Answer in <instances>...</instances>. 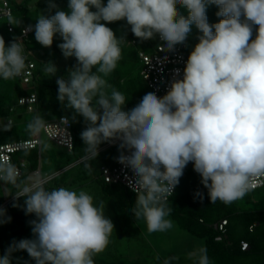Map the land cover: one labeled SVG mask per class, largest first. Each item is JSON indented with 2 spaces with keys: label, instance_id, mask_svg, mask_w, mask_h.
Segmentation results:
<instances>
[{
  "label": "clouds",
  "instance_id": "9594fccd",
  "mask_svg": "<svg viewBox=\"0 0 264 264\" xmlns=\"http://www.w3.org/2000/svg\"><path fill=\"white\" fill-rule=\"evenodd\" d=\"M177 5L187 9L186 17ZM209 5L218 7L219 22H208ZM48 9L56 11L40 13L27 30L34 27L44 47L58 34L63 56L77 61L67 80L57 79V99L74 110L72 121L84 118L80 138L89 153L98 155L100 144L120 141L118 162L131 170L128 186L136 193L131 211L149 232L172 227L168 199L190 162L211 203L243 198L250 178L264 176V0H69L68 11L49 0ZM116 21H126L141 41L158 35L166 52L184 44L193 25L200 33L182 77L175 70L163 97L148 92L128 111L122 92L105 91L110 85L104 77L117 68L126 41L107 26ZM44 65L49 76L56 73L53 63ZM25 69L22 42L6 45L0 36V78L13 79ZM44 126L37 114L27 128L38 134ZM18 175L12 164L0 163V180L15 185ZM15 197H24L25 214L36 217L29 222L34 238L13 241L0 264H12V253L21 250L35 264H94L93 254L107 247L114 224L88 192L36 184ZM5 214L0 209V223L7 222ZM199 264H211L206 250Z\"/></svg>",
  "mask_w": 264,
  "mask_h": 264
},
{
  "label": "trees",
  "instance_id": "16d2710c",
  "mask_svg": "<svg viewBox=\"0 0 264 264\" xmlns=\"http://www.w3.org/2000/svg\"><path fill=\"white\" fill-rule=\"evenodd\" d=\"M28 1L10 0L13 8L11 16L13 20H11V17L9 20L14 25L15 30L8 29V19L6 20V25H0V36H3L6 45L12 42L13 39H16L20 29L25 24H35L26 18L30 12ZM53 2L60 10L68 11L69 0H53ZM103 2L106 4L107 0H103ZM177 8L182 15L187 16V9L180 5H177ZM218 10V7L215 5L207 7V17L210 24L217 23L221 19V17L216 15ZM55 11L56 9H52L49 15L54 14ZM107 26L114 31L118 38L125 36L127 40L120 45L122 53L121 59L117 63V68L110 75L104 77L108 85H110V87H106L105 91L110 94L112 89L115 88L122 92L127 100L123 106V110L128 111L139 103L142 98L141 96L146 94L145 87H148L140 73L141 58L139 55L141 49L147 48V42L141 41L136 37V43H131L129 40L135 36L131 32L130 26L126 24V21H116L107 24ZM257 28L258 25H253L252 39H255ZM31 34L25 43L27 47L33 50L31 58L34 61L35 67L33 69L34 74L30 82L31 84L25 86L21 76L10 80L0 78V143L34 137L36 134H32L27 126L22 127L19 125L24 120V114L31 112L36 116L39 114L41 107L47 102V99L49 102L53 100L52 108L44 110L43 113L48 117L50 116L49 118L60 115H67L70 118L74 145L71 150L65 147L70 156H66L63 160H60L58 166L53 170H48V173H57L53 178L45 182V189L51 190L65 184L68 180L67 173L69 169L78 167L76 176L90 177V175H93L94 179L101 181L104 189L122 192L121 188L124 187L123 185L105 182L99 172L101 164L111 162L113 157L121 151L119 148L120 142L99 150L98 155H90L86 151V147H82L79 131L76 126V121L78 119L84 120V118L77 115L75 121H72L74 110L66 108L57 99L58 85L56 81L58 77L65 80L68 79L69 70L77 63L76 58L69 57L70 61L67 65H57L55 59H49L44 55L45 51L41 47L35 45L34 48L31 45L33 41ZM199 35V31L193 25L192 31L188 35V55L198 43ZM58 36L57 34L54 38L57 39ZM57 40L62 42L60 36ZM53 46L58 47V44L53 42ZM58 49L60 48L58 47ZM49 62L53 63L57 69L53 76H49L44 71V64ZM93 71H95V68ZM31 91H36L37 100L32 103L33 108L29 109V105L27 103H20L19 99L22 96H28ZM52 113L54 115H51ZM9 119H12V123L10 124L8 123ZM56 145L61 146L59 144ZM101 145L103 144H100L99 148ZM61 147L64 148V146ZM54 151L57 152L56 150ZM41 154L42 150L40 151L39 147L35 146L16 151L13 153V157L14 159L24 158L27 160L28 166L24 169L25 174H27L39 166ZM69 165L72 166L65 169ZM184 170L186 171V176L181 179L176 191L168 199V206L172 208L170 216L179 226L204 239L202 249L206 250L211 264H264V186L248 189L243 198L233 201L228 205L219 200L211 203L208 191L201 183L200 175L193 171L192 166L190 168L186 166ZM25 179L26 175L17 177L16 183H20V185L24 184ZM3 182L6 183L0 180V205L6 198L11 197L22 188L18 191L7 192L4 189ZM124 188L123 192L128 195L130 201L136 199L135 192L126 187ZM197 193L202 194L203 198L201 199V196L196 195ZM16 200L17 198L0 208L6 210L3 219L7 221L0 223V245L2 247L6 242L12 244L16 235L14 232L22 231L23 233H27L30 226L29 222L36 218L34 214L26 215L24 207H13ZM8 217H11L10 221L7 220ZM223 218L227 220L225 235L222 240H218L216 236L220 232L213 224ZM243 241L248 243L247 248H242ZM199 256L188 264H199ZM171 264H177V262L172 261Z\"/></svg>",
  "mask_w": 264,
  "mask_h": 264
},
{
  "label": "rangeland",
  "instance_id": "374dc122",
  "mask_svg": "<svg viewBox=\"0 0 264 264\" xmlns=\"http://www.w3.org/2000/svg\"><path fill=\"white\" fill-rule=\"evenodd\" d=\"M48 3L49 0H29L30 12L26 18L36 23V19L40 13L48 16L50 13ZM6 20L5 18L0 19V25H6ZM11 20H13V17H11ZM31 39L33 40L31 45L34 48L35 45L41 47L45 51L44 55L49 59H55L57 65L63 66L69 63L70 59L65 58L58 47L53 46V44L51 47L42 46L36 41L34 32L31 34ZM57 39L54 38L53 42L57 44L61 43ZM145 91L146 93L151 92L148 87H145ZM46 101L39 112V115L43 119L48 117L44 115L43 111L51 109L53 102V100L49 102L48 99ZM34 115L31 112L25 113L24 120L18 124L26 127ZM51 115L54 114L52 113ZM76 126L80 136L81 131L86 127V123L84 120L78 119ZM41 138L42 154L40 165L42 171L46 172L53 170L58 166L60 160H63L66 156H70V154L65 147L58 146L48 139L44 132H42ZM81 142L82 147H86L82 140ZM104 143H102L101 147L106 146V142ZM117 143L119 141H112L113 145ZM71 166L65 167V169ZM187 167L190 168L191 166L188 164ZM77 172L78 167L69 169L67 173L68 180L57 188L64 187L70 190H84L88 192L94 197V203L97 206L103 203L106 217L111 219L114 224V230L109 237L107 247L104 251L93 254L94 264H171L172 261H176L177 264H188L190 261L197 259L201 254L204 239L179 226L171 216L167 217L172 222L170 229L163 232H149L145 220L143 218L136 220L131 211L135 206L136 199L130 201L125 192L104 189L101 181L94 179L93 175H90V177H78L76 176ZM36 178L37 176H32V182L36 181ZM3 185L7 192L18 191L21 187L25 186V184L20 185V183H16L13 185L7 182ZM121 190L123 189L121 188ZM15 204H18V207L24 206V197H20ZM14 234H16L14 241L34 238L31 225L27 233L18 231L14 232ZM10 245L11 243L7 242L4 243L3 247L0 245V256L5 254ZM26 262L27 264H35V261L29 257L26 251L21 250L12 253V264H26Z\"/></svg>",
  "mask_w": 264,
  "mask_h": 264
},
{
  "label": "built area",
  "instance_id": "2783aa9c",
  "mask_svg": "<svg viewBox=\"0 0 264 264\" xmlns=\"http://www.w3.org/2000/svg\"><path fill=\"white\" fill-rule=\"evenodd\" d=\"M12 14H13V8L10 0H0V19L3 18L8 19L7 20L8 29L13 31L15 30V27L12 24V22L9 20ZM29 25L34 26L33 23L25 24L20 29L19 34L16 37V39L22 42L24 47V55L26 57V69L21 75H19L22 77L23 80L22 82L25 86L31 84L30 82L34 74L33 69L35 67L34 61L31 58L33 54V50L27 47L25 44L29 35L34 31V27L32 30H27ZM129 41L131 43H136L137 38L133 37ZM146 42H147V48L141 49L139 51V55L141 58L140 73L143 79L145 80L150 91L156 93L158 97H163L167 92L170 81L173 79L175 70L179 69L182 77L183 68L188 58V54H187L188 37L184 44L178 45L176 47V50L174 52H166L160 49L159 46L162 45L163 42L159 39L158 35L156 36V38L147 40ZM36 100H37L36 91H31L28 96H22L19 99L20 103H27L29 105V109L33 108L32 103L35 102ZM62 117H68V116L60 115L57 117L44 119L45 126L34 137L0 143V163L12 164L19 173L18 177H23L24 175H26L25 186H32L38 184L44 187L45 182L53 178L57 172L47 173L44 175L42 174L40 168L37 167L36 169L25 174L24 169L28 166L27 160L24 158L14 159L13 153L24 148H30L35 146H38L40 150L42 145V138H41L42 132H44L47 138L50 139L51 141L71 150L74 145L72 124L71 122L68 126L66 124H62L60 121ZM68 119L70 120L69 117ZM8 123L9 124L12 123V119H9ZM115 141H119V140H115ZM111 144L112 141L106 144V146L98 148V151L106 148ZM91 154L92 153H90V155ZM120 154L121 151L113 157L111 162L101 164L99 167V172L101 173L100 175L105 182L109 184L119 183L124 187L130 189L128 184H129V179L133 178V174L129 168H126L124 165L118 162V157ZM125 154H127L126 151ZM190 164L193 168V164L191 162L189 163V165ZM32 176H37L36 181L32 182ZM185 176H186V171L184 170L182 177L179 179V183L181 179ZM178 185L174 188L173 194L176 191ZM262 186H264V176H255L250 178V186L248 189H256ZM19 192L20 190L11 197L6 198L5 201L0 205V208L7 205L12 199L16 198L15 195H17ZM170 198L171 197H169V199ZM226 223L227 220L223 218L220 219L219 221H216L213 224L214 227L220 232L216 236V239L222 240L224 238ZM247 247H248V243L246 241H243L242 248H247Z\"/></svg>",
  "mask_w": 264,
  "mask_h": 264
},
{
  "label": "crops",
  "instance_id": "0c3cea01",
  "mask_svg": "<svg viewBox=\"0 0 264 264\" xmlns=\"http://www.w3.org/2000/svg\"><path fill=\"white\" fill-rule=\"evenodd\" d=\"M53 142V141H52ZM53 143H55V142H53ZM55 144H57V143H55ZM42 150V145H41V148H40V151ZM69 166H71V165H69ZM39 168H40V170H41V172H42V174H47L48 173V171H46V172H43L42 171V167H41V165H40V163H39V166H38ZM68 167V166H67ZM25 184V183H24ZM23 188V187H22ZM124 187H122V189H123ZM125 189V188H124ZM124 189H123V191H124ZM21 190V189H20ZM15 199V198H14ZM13 200V199H12ZM18 200V199H17ZM16 200V201H17ZM22 207H24V206H22Z\"/></svg>",
  "mask_w": 264,
  "mask_h": 264
}]
</instances>
